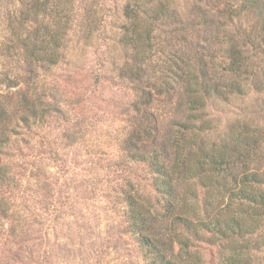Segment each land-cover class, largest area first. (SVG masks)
Here are the masks:
<instances>
[{
    "label": "trees",
    "instance_id": "trees-1",
    "mask_svg": "<svg viewBox=\"0 0 264 264\" xmlns=\"http://www.w3.org/2000/svg\"><path fill=\"white\" fill-rule=\"evenodd\" d=\"M110 1L106 9L101 0H0V230L8 227L12 236L26 210L16 202L50 186L34 173L27 188L31 176L19 163L33 150L26 140L78 124L63 105L47 101L52 75L65 66L77 75L70 49L106 40L110 27L109 41L123 53L112 73L138 86L142 118L137 137L121 142L123 166H144L152 193L127 181L117 203L142 260L206 264L201 243L214 248V264H264L261 140L239 132L210 142L204 114L210 98L264 91V0H220L215 7L192 0L183 9L177 0ZM151 81L153 91L142 89ZM157 92L176 116L164 137L145 112ZM46 146L41 141L36 154ZM46 209L58 211L53 203Z\"/></svg>",
    "mask_w": 264,
    "mask_h": 264
},
{
    "label": "rangeland",
    "instance_id": "rangeland-1",
    "mask_svg": "<svg viewBox=\"0 0 264 264\" xmlns=\"http://www.w3.org/2000/svg\"><path fill=\"white\" fill-rule=\"evenodd\" d=\"M191 1L177 0V4L183 9ZM219 1L201 0L214 7ZM101 2L106 9L112 5L110 0ZM110 32L107 27L106 40L94 39L70 49L75 60L71 67L77 75L70 77L66 66L52 75L54 85L47 101L53 99L63 105L78 124L65 131L51 126L45 129L44 140L37 136L26 140L33 150L25 149L27 157L19 163L31 176L27 188L34 183V173L44 176L50 186L47 191L32 188L35 193L21 198L22 204L16 202L21 211L22 205L26 208L22 212L26 218L20 214L21 222L15 224L12 236L8 227L0 230V264H145L134 239L125 231L117 203L127 181L139 184L143 193H152L144 166H123L127 162L121 142L127 136L137 137L142 118L136 112L138 86L120 81L112 73L123 53L109 41ZM151 83L144 82L142 89L153 91ZM154 97L145 112L164 137L169 135L171 120L176 116L167 97L158 92ZM204 114L209 121L205 136L210 142L239 132L257 136L261 140L259 162L264 168V91L251 90L226 100L210 98ZM17 131L23 133L20 128ZM73 132L78 134L72 136ZM38 141L46 143L47 148H40L36 154ZM49 203L58 209L56 214L46 209ZM198 246L206 264H214V248L201 243Z\"/></svg>",
    "mask_w": 264,
    "mask_h": 264
}]
</instances>
